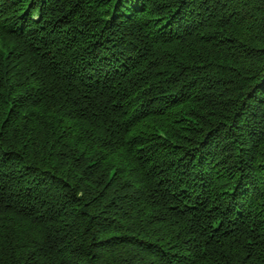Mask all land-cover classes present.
I'll list each match as a JSON object with an SVG mask.
<instances>
[{
  "label": "trees",
  "instance_id": "16d2710c",
  "mask_svg": "<svg viewBox=\"0 0 264 264\" xmlns=\"http://www.w3.org/2000/svg\"><path fill=\"white\" fill-rule=\"evenodd\" d=\"M0 264H264V0H0Z\"/></svg>",
  "mask_w": 264,
  "mask_h": 264
}]
</instances>
